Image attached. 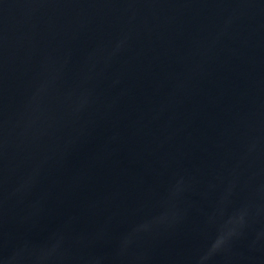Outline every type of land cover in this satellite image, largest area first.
I'll use <instances>...</instances> for the list:
<instances>
[{"label":"water","instance_id":"water-1","mask_svg":"<svg viewBox=\"0 0 264 264\" xmlns=\"http://www.w3.org/2000/svg\"><path fill=\"white\" fill-rule=\"evenodd\" d=\"M0 264H264V0H0Z\"/></svg>","mask_w":264,"mask_h":264}]
</instances>
